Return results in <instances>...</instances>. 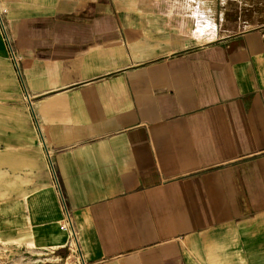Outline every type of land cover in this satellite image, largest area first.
Returning a JSON list of instances; mask_svg holds the SVG:
<instances>
[{
	"label": "crops",
	"instance_id": "obj_1",
	"mask_svg": "<svg viewBox=\"0 0 264 264\" xmlns=\"http://www.w3.org/2000/svg\"><path fill=\"white\" fill-rule=\"evenodd\" d=\"M118 1L0 0L4 238L58 252L69 224L82 264H264V0L206 42Z\"/></svg>",
	"mask_w": 264,
	"mask_h": 264
},
{
	"label": "rangeland",
	"instance_id": "obj_2",
	"mask_svg": "<svg viewBox=\"0 0 264 264\" xmlns=\"http://www.w3.org/2000/svg\"><path fill=\"white\" fill-rule=\"evenodd\" d=\"M199 1L120 0L118 2L121 8L127 9L136 7L154 9L158 7L169 9L170 12L173 7L179 8L181 13L172 17L180 20L182 29L186 31L184 33L190 36L194 35L192 37H195L198 42H206L219 37V35L232 34L243 30L245 25L253 26V16L258 14V11H253L252 8L256 3L255 0H207L205 5L208 14H194ZM262 10L260 13L264 14V9ZM188 12L190 13L188 14ZM172 17L170 15L164 16V19H171ZM2 222L5 220L0 218V224ZM68 225L66 224L67 228ZM69 230L73 237L72 228L69 227ZM3 235H9L6 226L0 229V264H82L77 254L76 244L74 245L72 241L65 248L54 252V250L46 251L41 248L28 247L23 241H10L5 239ZM11 236L14 237V234ZM71 256L73 258L70 260L69 257Z\"/></svg>",
	"mask_w": 264,
	"mask_h": 264
},
{
	"label": "bare ground",
	"instance_id": "obj_3",
	"mask_svg": "<svg viewBox=\"0 0 264 264\" xmlns=\"http://www.w3.org/2000/svg\"><path fill=\"white\" fill-rule=\"evenodd\" d=\"M205 3H206V0H200L198 3H197V6L199 7V8H197L196 10H201V8L202 7H205L206 8V5H205ZM203 9V8H202ZM204 11V10H203ZM199 14H200V12H198ZM194 14H196V13H194ZM208 14V13H207ZM204 18V17H203ZM199 26V25H198ZM198 29V28H197ZM200 31V30H199ZM68 229H69V227H68ZM68 231L69 230H67V226L66 225H62V227H61V229H60V231H59V237L61 238V237H63V238H65L66 237V235H69V233H68ZM70 237H71V234H70ZM62 238V239H63ZM72 238V242H73V244L75 245L76 244V242L77 241H75V237L73 238V237H71ZM71 258H73V256H71V257H69V259L71 260Z\"/></svg>",
	"mask_w": 264,
	"mask_h": 264
},
{
	"label": "built area",
	"instance_id": "obj_4",
	"mask_svg": "<svg viewBox=\"0 0 264 264\" xmlns=\"http://www.w3.org/2000/svg\"><path fill=\"white\" fill-rule=\"evenodd\" d=\"M69 226V225H68Z\"/></svg>",
	"mask_w": 264,
	"mask_h": 264
}]
</instances>
